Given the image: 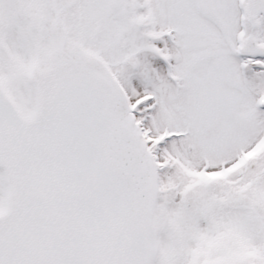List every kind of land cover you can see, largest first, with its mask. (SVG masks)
<instances>
[{
    "label": "snow or ice",
    "instance_id": "snow-or-ice-1",
    "mask_svg": "<svg viewBox=\"0 0 264 264\" xmlns=\"http://www.w3.org/2000/svg\"><path fill=\"white\" fill-rule=\"evenodd\" d=\"M0 264H264V0H0Z\"/></svg>",
    "mask_w": 264,
    "mask_h": 264
}]
</instances>
